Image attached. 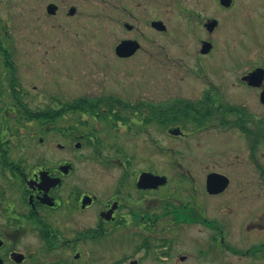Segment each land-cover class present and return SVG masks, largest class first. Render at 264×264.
I'll return each instance as SVG.
<instances>
[{"label": "flooded vegetation", "instance_id": "flooded-vegetation-1", "mask_svg": "<svg viewBox=\"0 0 264 264\" xmlns=\"http://www.w3.org/2000/svg\"><path fill=\"white\" fill-rule=\"evenodd\" d=\"M149 1L163 11L164 0ZM207 1L223 14L179 6L202 20L195 56L223 81L201 68L197 76L211 84L205 99L115 97L47 110L23 105L19 94L13 104L0 100V264H264V0ZM138 22L123 20L116 58H133L149 39L156 50L148 58L162 60L158 35L167 21H146L152 37ZM0 40V77L11 65L21 93L1 31ZM125 40L138 47L124 56L117 46ZM223 86L237 90V100L225 98ZM153 127L161 130L156 139L165 134L190 152L156 143L170 163L140 158L132 142L154 135ZM227 145L233 157L214 161Z\"/></svg>", "mask_w": 264, "mask_h": 264}, {"label": "rangeland", "instance_id": "rangeland-1", "mask_svg": "<svg viewBox=\"0 0 264 264\" xmlns=\"http://www.w3.org/2000/svg\"><path fill=\"white\" fill-rule=\"evenodd\" d=\"M170 1L164 0L160 12L149 0H0V31L5 41L10 42L9 57L14 59L19 78L17 88L21 90L17 93L13 88L11 65L6 64L9 71L0 77V100L13 104L19 94L21 100L29 102L23 105L47 110L54 103H83L84 100L110 103L115 97L126 98L129 103L205 99L211 84L208 77L197 76L200 69L207 67L210 79H216V83L223 81L220 76L215 77L216 72L210 68L207 58L199 61L195 56L202 20L182 12L179 6L197 9L202 15L219 10L214 6L210 7L212 10L207 9L210 3L207 0H178L179 5H172ZM50 3L58 6L55 13L48 11ZM125 5L139 17L141 29H146L149 37L152 33L145 27L146 21L158 14L167 21V31L158 35L164 45L162 60L148 58V52L156 50L149 39H144V49L133 58L125 61L116 58L115 45L127 32L123 20L139 23L136 18L125 15ZM71 7H75L74 13L70 12ZM252 35L250 29L244 38L245 48L253 41ZM1 44L0 40V56L5 59L7 50ZM223 87L225 98L237 100V90ZM3 105L0 103V109ZM151 131L154 135L132 142L131 149L140 158L170 163V157H162L156 151V143L167 147L178 146L179 142V147L187 154L190 152L188 143L172 140L165 134L156 139L155 132L161 130L153 127ZM35 146L39 149L43 145L37 141ZM225 151L228 154L214 153L213 160L224 162L226 156L233 157L234 151L229 145ZM87 162L95 163V160L91 158Z\"/></svg>", "mask_w": 264, "mask_h": 264}, {"label": "water", "instance_id": "water-1", "mask_svg": "<svg viewBox=\"0 0 264 264\" xmlns=\"http://www.w3.org/2000/svg\"><path fill=\"white\" fill-rule=\"evenodd\" d=\"M57 8L58 6L55 3H50L48 5V11L50 13H55ZM70 12L74 13L75 7H71ZM156 24H158L161 28H163V24L161 22H156ZM137 47L138 45L135 41L125 40L117 46V52L118 54L124 55V56L130 55L137 49Z\"/></svg>", "mask_w": 264, "mask_h": 264}, {"label": "trees", "instance_id": "trees-1", "mask_svg": "<svg viewBox=\"0 0 264 264\" xmlns=\"http://www.w3.org/2000/svg\"><path fill=\"white\" fill-rule=\"evenodd\" d=\"M181 101H183V100H181ZM181 101H179V102H181ZM179 102H177V103H179ZM83 103H90V102H89V100H84Z\"/></svg>", "mask_w": 264, "mask_h": 264}]
</instances>
